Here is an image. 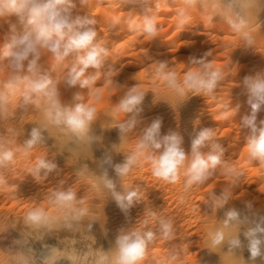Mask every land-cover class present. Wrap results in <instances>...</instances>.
I'll return each mask as SVG.
<instances>
[{"label": "clouds", "instance_id": "clouds-1", "mask_svg": "<svg viewBox=\"0 0 264 264\" xmlns=\"http://www.w3.org/2000/svg\"><path fill=\"white\" fill-rule=\"evenodd\" d=\"M80 2L111 7L109 0H95V4L92 0ZM116 3L120 7L138 6L140 11L134 8L124 16L112 15L105 28L112 38L121 30L138 40L158 38L161 25L157 16L161 7H168V0H116ZM174 3L176 28L189 29L197 17L213 25V19L219 17L239 39V47H256L257 17L264 11V0H174ZM74 8L75 0H0V20L15 18L16 21L8 33L0 35V123L13 120L18 110L38 113L22 146L14 147V129L12 138L0 136V188L8 186L6 172L15 165L18 155L32 161L27 171L38 181L58 172L55 160L46 155L33 158L34 151L47 143L45 133L75 144L81 151L99 143L101 137L94 133L93 124L100 113L86 102V97L92 96L100 84H107L119 91L103 114L109 118L110 126L118 129L122 143L113 144L98 161L99 174L93 175L92 184L95 191L114 201L127 217L131 208L145 202L144 188L139 183H125L136 169L149 167L157 180L180 184L181 204L194 187L223 176L220 194L212 190L203 201L215 218V223L206 228L204 248L219 253L221 264H257L258 259L264 264V215L253 212L252 202L245 203L246 212L236 207L226 208L233 200L234 190L242 184L245 172L225 159V149L216 130H199L191 136L188 148L178 131L161 133V118L136 131L142 123L143 102L149 91L155 100L159 95L158 101L175 107L190 96L215 99L217 89L223 87L229 75L215 65L213 50L201 58H193L191 66L183 72L167 60L145 57L154 85L162 81V93L145 90L135 76L134 85L120 84L114 79L118 70L113 67L112 47L98 33L96 15L74 14ZM16 24L21 26V31L16 30ZM242 85L251 109L239 125L246 130L243 145L247 149L246 159L252 165L258 162V167L264 169V119L258 120L264 108V72L245 76ZM62 88L80 91L74 93L71 102H65ZM233 108L235 116L239 103L222 104L221 115L227 116ZM113 153H122L123 161L114 162ZM109 169L118 181L110 176ZM80 174H89L87 165ZM218 210H224L220 219H216ZM90 211L72 187L53 190L46 206L37 204L26 210L23 223L36 234V239L53 231L73 235L65 239L63 249L46 247L38 255L29 249L9 264H36L37 260L39 264H59L62 259L68 264H146L149 259L154 264H185L189 245L186 240L177 239L176 221L149 204L146 203L134 226L119 230L108 249L95 247ZM159 241L168 246L162 254L155 255L152 249ZM18 243L23 248L27 241ZM245 249L250 254L248 261L242 255Z\"/></svg>", "mask_w": 264, "mask_h": 264}, {"label": "bare ground", "instance_id": "bare-ground-1", "mask_svg": "<svg viewBox=\"0 0 264 264\" xmlns=\"http://www.w3.org/2000/svg\"><path fill=\"white\" fill-rule=\"evenodd\" d=\"M92 2L95 4V0H92ZM109 2L111 7H95L90 3H81L80 0H75V8L73 9V12L74 14L79 15H87L92 12L93 15H96V29L112 47L113 55L111 58L115 62L113 67L118 70V74L114 79L118 83L127 84L129 86L134 85L136 81L133 77L135 76V79L141 83V86L145 90H153L157 93H162V81L160 84L154 85L153 78L149 75V66L145 64V57L148 56L151 60H167L175 65L179 72H183L185 67L187 68L191 66L190 62L193 58H201V56H203L202 52L204 51L205 53L206 50H204V45H207V43H204V39L208 38L206 37V34L209 33L200 31V27L208 26V24L204 23V21L198 17L189 29L182 31L181 29L176 28V30L174 29L173 31L174 33L171 32V36L169 34L167 36L166 32H169L172 27L175 28L176 23V16L174 15L176 4L174 3V0H168V7H161L159 9L157 23L162 25L163 23L165 24L168 22V28L159 30L158 38L152 41H147V39L138 40L134 35H129L124 30H121L115 38H112L109 32L105 29L110 23V17L116 14L124 16L125 13L132 11L134 8L139 12L140 8L133 5H122L120 7V5L116 3V0H109ZM170 15L172 16L169 18L168 16ZM215 22L218 23V20L214 21V23ZM257 22L259 24V29L255 48L239 47L241 46V42L236 36L231 34L226 26H216V24H213L215 27L213 26L212 28V26L209 25V27L211 26L212 28L210 29L214 30L215 28V33L218 37L228 44V49L226 48L227 50L223 51V53H219L220 48L217 49V47L208 50H213L214 52L213 60L215 65L224 68L225 74L229 75L224 82L223 87L217 89L215 99L204 98L202 96H190L189 99L179 106L175 107L173 105V107L165 101H158L160 99L159 95L157 96V100H155L154 94L149 91L143 102V112L141 114L142 123L138 128H142L146 123L150 124L151 121L156 118H161V133L167 134L169 131H178L184 137L186 148L190 146L191 136L195 135L199 130L203 128L216 130L219 142L225 149V159H230L232 163L242 168L245 172V178L242 184L234 190L233 200L226 206V208L236 207L242 212H246L247 209L245 208V203L252 202L253 212L264 215V169L258 167V162H253V165L250 164L247 161L246 156H244L245 160L244 157H242L245 161H243L244 163L242 162L243 164H241V160H239L240 158L236 160H234L235 158L233 159V155L236 154L237 151H239V154L241 153L243 155L244 153V155H246L245 150L242 152L243 149H240L243 148L241 145H244V142L241 141V139L246 135V130L240 129L239 125L241 124L242 118L250 114L251 109L246 103V94L242 81L245 76L264 72V11L258 15ZM15 23V18L0 20V35L8 33L10 31V25ZM204 28L208 29L206 27ZM16 30L18 32L22 30L19 24H16ZM221 33L226 35L223 34L224 36H220ZM209 40L212 41L211 39ZM224 55L228 56V58L225 61H223L225 59L223 58L221 61ZM236 61L239 62V65ZM109 63L111 64L112 61H109ZM77 91H80V89L73 88L65 90L62 88V99L65 102H71L74 93ZM118 91V89L110 88L107 84L102 83L92 96L86 97V101H88L90 105L94 104V106H97L96 109L100 113L98 119L93 124V131L96 135L101 137V140L99 143L94 144L93 147L81 151L77 145L58 140L54 135L45 133V135L48 136V139L47 143L42 147L44 150H47V152H52L54 155L56 154V156L53 157H57V160L61 161L59 164L68 167V170L70 168L74 174L77 173L79 175H81L80 172L84 166L87 165L89 174L81 176L87 178V186L90 185L91 188H93V175L99 174L97 168L98 161L106 152L111 150L113 144L120 145L122 143L118 129L110 126L109 118L103 114L104 110L109 107L111 98L115 100L114 96L118 94ZM231 103L233 105L237 103L240 104L237 114L233 116V108L227 113V116L221 115V105ZM37 116L38 113L34 110L27 113H20L18 110V115L13 120L0 123V136L12 138V129H14L16 133L14 147L18 148L22 146L24 141L28 138V133L31 127L34 126ZM258 118L264 119V108H262L261 112L258 114ZM127 146L128 144L125 145V147ZM35 151L34 153H37L36 155H38V152ZM43 154H46V151ZM118 155L120 156L123 154L113 153V160L116 163L119 160L116 161ZM31 162L32 161L25 159L22 155H18L15 165L7 170L6 177L33 178L27 171ZM64 169L66 170V168ZM146 169L144 168L140 170L139 168V170H134L132 175L125 180V183H139L141 187L144 188L145 202L154 210L159 211L160 214L172 217L176 221L178 232L177 239L181 241L186 240L185 242L189 245V252H187L185 264H197V260L198 264H221V256L219 253L211 252L204 248L206 246V228L215 223V218L212 216L211 209L203 201L207 194L212 190L215 194H220V185L225 180V177L217 176L214 180L204 186L194 187L187 196L185 202L181 204L179 201L182 191L180 184H167L164 181L157 180L152 175H146ZM109 174L118 181V178L114 177L115 174L111 169H109ZM52 176H55V174H49L47 178H53ZM86 181L84 183H86ZM93 190L95 189L93 188ZM195 198L196 201L194 200ZM85 199L87 202L86 206L91 210L90 215L93 217L91 222L93 223L92 235L95 238V247L104 249L111 247L119 230L127 229L135 225L136 221L142 216L146 206L145 202L136 204L130 209L129 214L126 217L116 206L114 201L106 196L98 194L96 191H93L89 195L87 194ZM44 203L43 205H45ZM223 212L224 210H218L216 213V219L222 218ZM194 218H196V222L198 223V230H201L202 232L200 233L201 235H199V239L198 236L197 239L195 237L199 231H196L197 233L194 232L195 235L193 233L195 230L194 228L197 227L196 225L194 227L192 225L193 222L191 220ZM115 220L118 222V226L116 225L118 228L113 224ZM196 222H194V224ZM33 234V236H35V233ZM51 234L53 235V233ZM64 236L65 235H63L62 238H64ZM50 237L52 236L49 235V238ZM20 238L21 241H27V244L23 248L20 247L21 252L18 257H23V254L28 252L29 249L32 250L33 254L38 255L46 247L62 249L61 247L64 245L62 241L63 245H60L61 238H59V242H53L56 239L58 240V238L53 241L50 240V242L46 240L48 241L46 242L45 238H48L47 235L46 237L43 235L42 240L37 239L40 240V242L42 241L41 244L40 242L37 244V241L33 239L36 241L35 243L37 245H35V243L33 244L34 241L31 242L32 240L30 241V237L27 235L20 236ZM197 240H200L199 249L198 247H195L197 244L194 245ZM55 243H57V245H55ZM193 245L194 248H197V251H194L195 249L192 248ZM167 246V244L164 245L163 241H159L152 249V253L160 255L166 250L165 247ZM242 255L245 261H248L250 254L246 249L243 251ZM36 264H39L38 260ZM59 264H68V262L62 259L59 261ZM146 264H154V262L149 259L146 261ZM257 264H261L259 259L257 260Z\"/></svg>", "mask_w": 264, "mask_h": 264}, {"label": "rangeland", "instance_id": "rangeland-1", "mask_svg": "<svg viewBox=\"0 0 264 264\" xmlns=\"http://www.w3.org/2000/svg\"><path fill=\"white\" fill-rule=\"evenodd\" d=\"M171 16L172 15H170L168 17L170 18ZM214 19L218 20V23L217 22L214 23V21H216ZM214 19H213L214 20L213 24H216V26L223 25L222 21L220 20L219 17H215ZM167 23L168 22H166L165 24L163 23L160 27V30L161 29L164 30V29L168 28ZM211 26L213 28L214 25H211ZM211 26L210 27H209V25L204 26L208 29H205L204 27H200L201 30L199 29L200 31H202L204 33L208 32L209 34H206V37H208L209 39L212 40V41H210L208 38L204 39L205 40L204 43H207V45H204L205 47L203 46L204 50H206L205 53L208 50L213 49L215 47H217V49L220 48L219 53H223V51H226L228 49L227 48L228 44H226L224 41H222L220 39V37H218V35L215 33L216 32L215 28H214V30H211L212 29ZM174 29L176 30V27L175 28L172 27V29H170L169 32H166L167 36H168V34L171 36V32L174 33L173 32ZM223 34L224 33H221V35L220 34L219 35L220 36L226 35V34H224V35ZM205 53H204V51L202 52L203 55ZM223 58H225V59L223 60ZM227 58H228V56L224 55V57H222L221 61L222 60L225 61V60H227ZM236 62H237V64L239 63L238 61H236ZM86 102L88 103V101H86ZM88 104H90V103H88ZM95 105H96V103H95ZM93 106H94V104H93ZM95 107H97V106H95ZM250 112H251V110H250ZM147 124H149V123L144 124L142 126V128L145 127V125H147ZM142 128H137L136 131L139 132ZM242 139H241V141L244 142V139L243 140ZM241 146H243V145H241ZM42 148L40 147V148L36 149L35 152H38V155H40V154L47 155L46 157L48 159H53V160H55L57 165H60V166H58V169H59L58 172H54L53 174H51V175L55 174V176H52L53 178H46V179L39 180V181L36 180L35 178H7V185L8 186L6 188H0V200H1L0 201V264H6V263L9 264L10 260L15 259L16 256L18 257V255L21 252V248H20V245L18 243V241H21L20 236H23V235L29 236L30 241L32 240L31 242L36 240L37 242L34 241L33 244L35 242L38 244L40 242V240H42V239H40V240L35 239L36 234H35V236H33L34 235L33 232L30 229L26 228L24 223H23L22 217H23V215L27 209H29V208L33 207L34 205H37V204L42 206L44 202H45L44 203L45 205H43V206H46L47 198H48L49 194L53 190L61 188V187H63V188L72 187L74 190L77 191V194L79 193L78 197L83 199L85 201V204L87 203L86 199H85L87 197V194L89 195L93 191H95V190H93V188H91L90 185H89L90 187L87 186L88 185V183L86 181L87 178H83L81 175H79L77 173L74 174V172L70 168L68 170V167H65V166H62L61 164H59V163H61V161L57 160L58 159L57 157L56 158L53 157V156H56V154L54 155V153L52 154V152H47V150H44V148L43 149ZM40 149H42V150H40ZM240 149H243L242 152H244V150H245V154L247 155V152H246L247 149L245 147L240 148ZM45 151H46V154H43V153H45ZM238 152L239 151H237V153L234 154L237 157H235L233 155V159L235 158L234 160H236V159L240 158L239 160H241V164H243L245 162L244 156H246V155H244V153H243V155L240 153L241 154V156H240V154ZM34 154L35 153H33V158L36 156L37 153L35 154V156H34ZM242 157H244V160ZM122 160H123V155H120V156L118 155L117 159H116L117 163H119V161L121 162ZM64 168H66V170ZM144 168L145 169L147 168L146 169L147 170L146 175H151L150 168H148V167H144ZM144 168H140V170L144 169ZM136 170H139V169H136ZM148 170H149V173H148ZM114 177H115V175H114ZM85 181L87 184L84 183ZM36 182H37V184H36ZM85 189H87L90 192L92 191V192L90 193ZM39 194H41V195H39ZM194 200L196 201V198ZM203 216L205 217L204 214H203ZM193 220H195V221H193ZM115 221H114L115 223L113 222V224L116 227V225L118 226V222H117V220H115ZM191 221L193 222L192 223L193 227L195 225L196 226L198 225V223L196 222V218L192 219ZM194 222H196V223L194 224ZM116 228H118V227H116ZM194 229H193L194 231L192 230L193 233L194 232L197 233L199 231V233L196 235L194 233L196 239H197V236L199 239V235H201L200 233H202V232H201V230H198V226ZM54 232H52L54 237L51 233H49V234H47V237L49 238V235H50L53 238L52 237H50L49 239L45 238V241L48 240L50 242V240L53 241L54 239L58 238V240L56 239L53 242H57V241L59 242V238H61L62 240H60V242L62 241L64 244V241H65L64 238L66 239L67 237H70L73 235L72 233H69L67 231H54ZM63 235H65L64 238H62ZM44 237H46V235H44ZM48 241H46V242H48ZM199 241L197 240L198 243L196 242L194 244V245L197 244L195 247H198V249H199ZM62 242L60 243V245H63ZM36 243H35V245H37ZM41 243H42V241L40 242V244ZM55 245H57V243H55ZM194 245L192 248L195 249L194 251H197L196 250L197 248H194ZM79 246L80 245L78 244L77 247H79ZM64 247H65V245H63L61 248L63 249Z\"/></svg>", "mask_w": 264, "mask_h": 264}]
</instances>
